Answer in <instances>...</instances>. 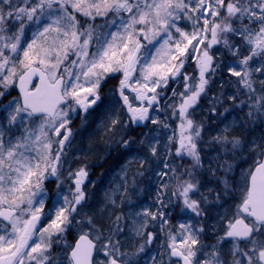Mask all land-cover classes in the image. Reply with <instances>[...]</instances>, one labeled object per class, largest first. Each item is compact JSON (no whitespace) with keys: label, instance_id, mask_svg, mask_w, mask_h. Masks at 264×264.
<instances>
[{"label":"snow or ice","instance_id":"6c2138e0","mask_svg":"<svg viewBox=\"0 0 264 264\" xmlns=\"http://www.w3.org/2000/svg\"><path fill=\"white\" fill-rule=\"evenodd\" d=\"M93 124L129 158L99 199ZM142 261L264 264V0H0V264Z\"/></svg>","mask_w":264,"mask_h":264},{"label":"rangeland","instance_id":"374dc122","mask_svg":"<svg viewBox=\"0 0 264 264\" xmlns=\"http://www.w3.org/2000/svg\"><path fill=\"white\" fill-rule=\"evenodd\" d=\"M98 22H101V21H98ZM113 30H115V29H113ZM30 35H31V33L29 32V36ZM189 70H191V67L189 68ZM114 83H115V81H109V83L107 85H105V87L107 88ZM219 90H220L219 83L213 85V91L218 92ZM210 95H211V93H210ZM161 115H163V113H161ZM75 124H78V125L80 124L79 118H77L75 123L73 124L74 129H75ZM81 131L84 132L83 130H81ZM86 133H87V136L85 137ZM77 134L79 135V132H77ZM77 134L75 136L76 139L74 138L73 144H72L71 149H70V152L72 154V158H74V159L79 158L80 164H87L89 171L90 172L93 171L95 173V176H93L91 174V179L94 181H97V183L95 186L89 184L88 185V191H89V193H95L96 198L99 199V198L103 197V194L106 190H108L110 188H114V187H116V185L118 183H120L121 168H122V166H124L126 164V162L128 161L129 158L123 160L119 164H116V165L112 164L113 165L111 168V169H113L112 171H111L109 165H103L101 162L100 163L104 169L101 167H99L98 169H96L97 167L96 168L91 167L89 164V160L86 159V156L84 154L85 150L78 149V147H79L78 144L77 145H74V144H75V142L81 141V146L85 145V144H88V145L89 144H92V145L97 144V146H98V143H99L101 137L104 135V133L102 130H99L98 132L92 133V134L97 135L96 137L98 138V143L96 140L95 141L92 140V142L90 141V139H89L90 132L88 130L85 131L84 134L79 138H77ZM257 134H259V132ZM166 138L167 137L165 136L164 139L166 140ZM78 150H80L81 152H79ZM251 163H252L251 159H248L247 163H241L240 167L236 168L235 171L232 173V175H234L237 178V180L239 181L240 175H241V170L246 169L248 167V165ZM76 166H78V164H73V167H76ZM161 167H163L162 164H161ZM137 168H138V165L135 163H131L128 165L127 173H128L129 185H132L134 174L137 172ZM135 180H136L135 187L130 188V190H129V194L131 195V199H132L133 204H139V203L149 204V203H151L155 198L156 190L158 187L156 178L154 176L149 178V175L146 174L143 177L135 176ZM201 191H204V189H201ZM198 195H199V193H197V196ZM193 198H195V197H193ZM228 203L231 204L232 201L229 200ZM129 209H130V205H128L127 202H125L122 205V210L124 211L125 214H127ZM132 210L137 211L139 209H132ZM181 220L186 221L187 216L181 217ZM178 222L179 221H177L175 218H173V224H177ZM209 223L211 224L212 221H209ZM157 231H159V229H157ZM68 240L70 242L74 241V234L69 235ZM139 243H141V241L138 237H134L131 234H129V236L127 238V242L125 244V250L133 251L134 247L138 246ZM159 244H160V240L158 239V240H156V242L153 245H151V252L153 254L157 250V246ZM141 264H144V261H142Z\"/></svg>","mask_w":264,"mask_h":264},{"label":"bare ground","instance_id":"6f19581e","mask_svg":"<svg viewBox=\"0 0 264 264\" xmlns=\"http://www.w3.org/2000/svg\"><path fill=\"white\" fill-rule=\"evenodd\" d=\"M99 123V118L97 119V124ZM97 124H93L90 128H88V131L90 132V141H97L98 143V138L96 137V134H92L93 132H98L99 130L97 129ZM78 124H75V128H78ZM85 132V131H84ZM84 132H79V135L77 134V138L81 137ZM87 136V133L85 135V137ZM76 139V138H75ZM86 145H80L78 149L81 150H85ZM79 152H81L80 150H78ZM106 151V148L104 146L103 141L100 139L98 146H96V148L91 149L88 153V160H89V164L91 167H97L96 169H98L99 167L103 168V166L101 165V163L103 165H109L110 169L112 168V164H119L120 162H122L123 160L127 159V157H119L115 152L112 153V155L106 156L104 155ZM106 158V159H105ZM101 162V163H100ZM94 168V169H95ZM104 169V168H103ZM113 169H111L112 171ZM93 176H95V173L93 171L90 172Z\"/></svg>","mask_w":264,"mask_h":264},{"label":"flooded vegetation","instance_id":"af4514ba","mask_svg":"<svg viewBox=\"0 0 264 264\" xmlns=\"http://www.w3.org/2000/svg\"><path fill=\"white\" fill-rule=\"evenodd\" d=\"M100 130V129H99ZM86 143V142H85ZM78 144V146H80L81 145V141L80 142H75V144L74 145H77ZM86 145V149H85V156H86V159H88V156H87V153L91 150V149H93V148H96V146H97V144H95V145H92V144H85ZM79 148V147H78ZM89 148V149H88ZM88 149V150H87ZM74 155V154H73Z\"/></svg>","mask_w":264,"mask_h":264},{"label":"water","instance_id":"95a60500","mask_svg":"<svg viewBox=\"0 0 264 264\" xmlns=\"http://www.w3.org/2000/svg\"><path fill=\"white\" fill-rule=\"evenodd\" d=\"M34 80H36L38 82V78H34Z\"/></svg>","mask_w":264,"mask_h":264},{"label":"trees","instance_id":"16d2710c","mask_svg":"<svg viewBox=\"0 0 264 264\" xmlns=\"http://www.w3.org/2000/svg\"><path fill=\"white\" fill-rule=\"evenodd\" d=\"M13 94H15V93L13 92Z\"/></svg>","mask_w":264,"mask_h":264}]
</instances>
